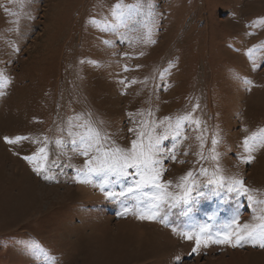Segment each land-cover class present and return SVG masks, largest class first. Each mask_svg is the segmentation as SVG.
<instances>
[{
  "label": "rangeland",
  "instance_id": "1",
  "mask_svg": "<svg viewBox=\"0 0 264 264\" xmlns=\"http://www.w3.org/2000/svg\"><path fill=\"white\" fill-rule=\"evenodd\" d=\"M151 2L152 15L149 0H0V264H264V248L251 242L208 241L193 252L194 240L182 235L205 224L214 235L234 216L241 225L264 216V146L255 145L250 164L241 161L243 140L264 129V0ZM117 3L131 14L118 20ZM138 3L144 8L129 7ZM187 114L202 123L182 129L162 180L179 193L191 171L203 195L188 216L184 205L172 209L167 226L122 215L131 198L77 183L74 169L88 158L55 143L69 139L70 121L90 120L109 144L130 148L134 121L163 128ZM18 136L28 139L5 142ZM214 137L219 160L211 158ZM40 147L53 181L24 159ZM129 171L115 191L136 179ZM219 175L244 180L254 203L207 183ZM173 228V236L160 234Z\"/></svg>",
  "mask_w": 264,
  "mask_h": 264
},
{
  "label": "snow or ice",
  "instance_id": "2",
  "mask_svg": "<svg viewBox=\"0 0 264 264\" xmlns=\"http://www.w3.org/2000/svg\"><path fill=\"white\" fill-rule=\"evenodd\" d=\"M129 7L141 10L144 8V5L138 3ZM147 7L149 15H152L151 9L153 8V4L151 0H149ZM116 10L119 11L117 12ZM126 14L130 15L131 13H126L124 6L117 3L113 15L119 20ZM92 23L95 24L97 22L92 21ZM121 39H124V37L122 36ZM105 43H108V41H105ZM249 55H251V51ZM125 70L127 71L128 69L126 68ZM0 78H3L2 73H0ZM244 82L246 84L250 83L247 80ZM121 83L124 82L121 81ZM148 115L151 116L152 113L149 112ZM133 123L136 126L130 128L129 132L134 133L135 138L131 140L130 148L109 144L108 137L102 134L101 130L97 129L90 120L78 124H72L70 121L68 130L69 139L67 141L57 139L55 143L57 146L70 149V151L81 157L88 158L84 162L83 170L79 168L74 169L73 179L77 183L92 184L104 192L109 199L131 198L133 207L129 208L125 206L122 215L134 212L140 220L151 222L159 220V222L167 226L172 209L184 205L185 208L180 212V215L188 216L192 211L189 205L194 199L203 195V193L197 190L199 182L196 181L191 171L180 178L181 182L177 185V188L181 190L179 193L169 190L172 184L171 181L165 182L162 180L165 171V160L173 162L177 160L178 145L180 140L184 138L182 129L194 126L198 130L202 122L191 114H187L178 117L174 126L168 123L163 128H161L163 121L159 124L155 120L151 123L143 120L134 121ZM77 127L84 128V131L75 132L72 130ZM4 139L8 144H17L28 138L18 136L14 139L8 137ZM197 139L203 141V136H198ZM166 140H171V147L163 146ZM211 143L213 146L211 158L219 160L220 154L215 149L220 140L214 137ZM257 143L264 146V129L259 134H253L243 140L244 149L247 153L241 157L243 163L250 164L255 159L252 153ZM201 147H203V143H201ZM201 158L203 157L201 156ZM24 159L38 163L35 171L41 174L45 181L56 179L54 174H48L50 169L46 165L48 159L46 147H40L38 155L25 156ZM41 160L45 163H39ZM53 163L55 164V162ZM129 170H132V174H134L136 179L132 181L130 187L121 189L119 192L115 191L114 185L123 178L128 177L130 175ZM217 172H222V170L217 168ZM200 173L207 175V169L201 168ZM94 177H99V179L95 180ZM207 183L214 185L216 189H226L227 192L235 193L237 196L244 195L249 202L254 203V197L250 194V189L242 179L219 175L215 179H209ZM194 191L196 192V197L192 195ZM258 219L259 223H245L241 225L239 223V215H237L233 217L232 222L226 226L225 230H217L214 235L210 231L209 225L206 224L198 226L191 234L183 232L182 235L187 240H194L195 246L193 252L197 251L202 243L207 246L208 241L216 244L227 243L233 247L241 246L245 242H251L253 247L264 248V216ZM173 231L175 232L177 229L173 228ZM36 248L38 250V246ZM176 259L177 264H179L180 257Z\"/></svg>",
  "mask_w": 264,
  "mask_h": 264
},
{
  "label": "bare ground",
  "instance_id": "3",
  "mask_svg": "<svg viewBox=\"0 0 264 264\" xmlns=\"http://www.w3.org/2000/svg\"><path fill=\"white\" fill-rule=\"evenodd\" d=\"M137 227L136 226H134V225H130V227H129V229H127L129 232H131V234L133 235V234H135V232H136V230H138V229H136ZM173 230H166L165 232H161L160 234H162V235H164V233H166L167 235H169V236H173V232H172ZM139 240L141 239V235H142V232H140V230H139ZM131 235V236H132ZM133 237V236H132ZM164 237H166L165 235H164ZM119 239V238H118ZM124 239H127V238H124ZM133 240H135L136 238L135 237H133L132 238ZM120 240V239H119ZM124 241V240H123ZM121 242V241H120ZM125 242V241H124ZM127 242V241H126ZM133 242V241H132ZM131 242V243H132ZM128 244V243H127ZM228 264H232V261L230 262H228Z\"/></svg>",
  "mask_w": 264,
  "mask_h": 264
}]
</instances>
